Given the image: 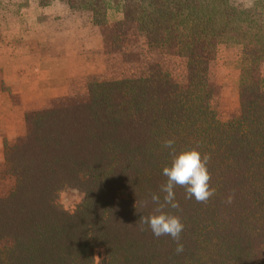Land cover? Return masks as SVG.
Segmentation results:
<instances>
[{
    "label": "trees",
    "instance_id": "obj_1",
    "mask_svg": "<svg viewBox=\"0 0 264 264\" xmlns=\"http://www.w3.org/2000/svg\"><path fill=\"white\" fill-rule=\"evenodd\" d=\"M60 1L90 14L108 53L135 28L151 51L185 58L187 80L152 64L141 76H93L77 102L26 112V132L4 144L2 178L14 184L0 194V264H96L97 246L105 264H264V0H115L113 23L109 0ZM231 39L242 46L239 110L224 120L212 70ZM169 139L175 154L210 156L215 189L197 203L174 187L180 208L165 211L185 226L179 255L170 236L137 222L155 207L150 193L163 201ZM65 188L84 194L74 212L59 203Z\"/></svg>",
    "mask_w": 264,
    "mask_h": 264
},
{
    "label": "crops",
    "instance_id": "obj_2",
    "mask_svg": "<svg viewBox=\"0 0 264 264\" xmlns=\"http://www.w3.org/2000/svg\"><path fill=\"white\" fill-rule=\"evenodd\" d=\"M104 48L90 14L60 0H0V163L27 110L73 101L87 93L90 76L106 72Z\"/></svg>",
    "mask_w": 264,
    "mask_h": 264
},
{
    "label": "rangeland",
    "instance_id": "obj_3",
    "mask_svg": "<svg viewBox=\"0 0 264 264\" xmlns=\"http://www.w3.org/2000/svg\"><path fill=\"white\" fill-rule=\"evenodd\" d=\"M111 8L109 9L108 18L110 22L118 21V10L115 0H109ZM237 4L252 6L258 0H233ZM80 10V9H78ZM84 14H89L86 11L80 10ZM108 31V30H107ZM115 53L111 54L105 50L106 54L110 55L107 58L106 72L94 77L100 80H110L129 76H141L148 72V68L152 64H159L164 69L168 70L173 78L179 82L184 83L187 80V63L186 59L174 54H161L151 51L146 43L145 35L135 30V28L121 31V41L117 48H114ZM241 56L242 46L237 39H231L219 47L215 66L212 70V79L218 87V95L213 101V106L217 111L220 118L226 120L237 114L239 110V80L241 76ZM90 76L88 80L93 77ZM87 80V90H88ZM84 96L81 93L79 97ZM77 101H62V104L73 103ZM52 106H45L49 108ZM40 107V109H43ZM35 110V109H33ZM32 109L26 112L33 111ZM38 110V109H36ZM25 112V114H26ZM22 123V132L17 139L22 136L27 130L25 121ZM20 127V128H21ZM16 139V140H17ZM16 140L14 142H16ZM12 142V143H14ZM9 143V142H8ZM4 162V161H3ZM2 163H0V194L8 192L13 186L14 178H2ZM84 194L82 191L75 188H65L60 192L59 203L69 212H74L78 205L81 203ZM94 258L96 264H105L106 253L103 246H97L94 249Z\"/></svg>",
    "mask_w": 264,
    "mask_h": 264
},
{
    "label": "clouds",
    "instance_id": "obj_4",
    "mask_svg": "<svg viewBox=\"0 0 264 264\" xmlns=\"http://www.w3.org/2000/svg\"><path fill=\"white\" fill-rule=\"evenodd\" d=\"M163 147L172 149L173 160L171 166L163 168V175L167 181L160 185V192L164 193L163 201L156 193H150V201H145V206L150 202L155 205L149 215H142L137 221L141 230L147 226L154 237L170 236L176 242L175 252L179 255L184 252V245L180 243L181 233L184 230L178 215L166 212V208L179 210L180 205L176 200L174 187H184L186 198H194L197 203H207L215 194V189L210 187L211 174L208 170L210 156L204 154L197 148L181 151L175 154L174 140H165ZM233 196L231 194L225 200V203L231 204ZM122 222V221H120ZM136 222V223H137Z\"/></svg>",
    "mask_w": 264,
    "mask_h": 264
}]
</instances>
